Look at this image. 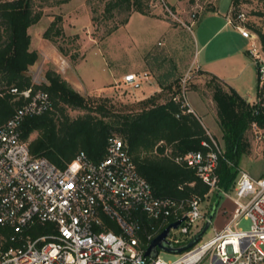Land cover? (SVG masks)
I'll return each instance as SVG.
<instances>
[{
	"label": "built area",
	"instance_id": "1",
	"mask_svg": "<svg viewBox=\"0 0 264 264\" xmlns=\"http://www.w3.org/2000/svg\"><path fill=\"white\" fill-rule=\"evenodd\" d=\"M162 2L168 16L189 29L201 8L199 0H193L189 21L183 22ZM235 17L243 21L245 13L239 11ZM236 28L249 40L247 51L263 86L264 53L248 28L240 23ZM143 79L147 74L127 73L122 83L134 85ZM10 92L24 101L0 125V264H198L203 259L208 264H264V175L254 177L238 168L231 196L235 213L214 228L208 240L194 241L203 229L197 228L195 237L181 244L172 235L188 234L203 217L200 196L156 195L116 134L108 137L105 154L98 161L78 151L61 168L45 156L31 154L21 138V122L25 116L50 109L52 101L43 90L10 88ZM185 93L182 86L176 98L189 109ZM254 111L258 113L257 108ZM249 132L264 154V124L252 120ZM210 139L201 141L204 150H190L176 160L195 169L209 191L221 190L217 169L223 151ZM241 217L251 221L248 230L237 227ZM178 219L181 222L165 236L166 248L155 247L145 255L151 241ZM207 223H211L209 217ZM160 250L179 255L165 260Z\"/></svg>",
	"mask_w": 264,
	"mask_h": 264
},
{
	"label": "trees",
	"instance_id": "2",
	"mask_svg": "<svg viewBox=\"0 0 264 264\" xmlns=\"http://www.w3.org/2000/svg\"><path fill=\"white\" fill-rule=\"evenodd\" d=\"M65 1L68 0H60ZM237 1L233 0V5ZM114 9L145 15L148 4L147 0H108L105 11L111 13ZM232 11L235 14L236 7L233 6ZM39 18L40 12L34 11L31 0H0V125L24 101L22 96L11 93L10 88L30 89L31 93L46 91L52 107L41 114L25 116L20 125L21 138L27 141L31 154L45 156L61 168L78 151L98 161L105 154L108 137L116 134L125 142L138 173L149 182L156 195L175 199L194 195L203 198L209 191L208 186L200 180L195 169L176 158L190 150H204L201 141L210 142L211 139L198 118L176 98L179 93H171L162 102H155L158 94H154L142 100L143 107L135 112H115L102 102L95 104L79 94L55 69L45 70L48 83H34L27 71L38 59V53L29 49L28 28ZM125 22L127 18L122 20ZM61 34L55 19L42 36L55 44L62 55L68 56L64 47L56 44V37ZM260 36L264 51V36L261 33ZM69 58L75 60L76 55ZM207 83L212 88L217 123L225 146L224 158H220L217 169L218 183L227 187V181L237 175L234 166L238 157L246 150L244 134L250 122L257 120L264 124V103L248 104L214 75H210ZM160 87L171 89L162 82ZM261 94V89H257V95ZM67 108L85 112L71 118ZM34 132L35 136L31 137ZM226 160H232L234 166H229Z\"/></svg>",
	"mask_w": 264,
	"mask_h": 264
},
{
	"label": "rangeland",
	"instance_id": "3",
	"mask_svg": "<svg viewBox=\"0 0 264 264\" xmlns=\"http://www.w3.org/2000/svg\"><path fill=\"white\" fill-rule=\"evenodd\" d=\"M107 1L31 0L34 11L40 12L39 20L28 28L31 36L29 49H34L38 53V59L27 71L34 83H48L44 72L48 68L55 69L79 94L95 104L102 102L115 112H135L143 107L134 85H126L121 79H117L126 70L146 74L143 72V69H146L147 75H152L153 80L166 79L164 85H170L171 89L167 87L161 89L155 96V102L164 101L173 92L179 93L182 86L186 91L197 88L196 91L208 97L212 96V88L207 83L210 77L204 76L197 69L187 70L186 64L183 65L184 61L194 63L197 59L201 37L205 36L206 30L201 32L200 25L196 23H192L189 29L169 17L162 0H147L148 13L145 15L124 9H114L108 13L105 11ZM218 1L221 12H225L231 3V0ZM233 6L236 7V13L239 11L245 13V20H237L236 13L232 11V22L248 28L255 35V41L264 53L260 36V33L264 36V0H238ZM125 18L127 22L122 23ZM218 18L223 20L221 15H218ZM55 19L57 26L62 30V34L56 37V44L64 47L68 56L62 55L55 44L42 36ZM181 20L186 22L182 18ZM206 24L208 25L207 18ZM228 30V28L221 30L213 37L211 46L216 44V52L224 50V46L217 44L227 40ZM247 42L249 43L248 40ZM72 54L76 55L75 60L69 58ZM250 57L254 59L252 55ZM251 67L253 74L257 76V67L252 64ZM168 73L172 74L169 79L164 76ZM256 76L253 75L252 78L253 83L256 79L253 84L254 92L257 90ZM198 78L205 80L199 82ZM207 103L210 108L212 102L208 99ZM212 109L209 110V118H203V122L207 123L209 135L225 152L222 132L217 126L214 107ZM66 112L69 117L75 118L85 110L67 108ZM35 134L34 132L31 137ZM247 134L245 133V140H248ZM228 165L233 167V161L231 160ZM234 167H237V173L239 168L254 176H263L264 154L249 142ZM231 171L233 172L232 169ZM236 177L227 181V187L220 186L221 190L213 189L202 198L200 206L203 217L191 226L188 234L176 233L172 236L181 240V244L188 243L195 237L196 229H202L207 224V218L211 217V223L207 224L198 242L211 238L214 235V228L221 227L236 211L231 198L234 195ZM248 198H242L241 201L246 202ZM250 225L249 219L241 217L237 227L248 230ZM159 255L165 260H172L179 253L160 250ZM198 264H208L207 259Z\"/></svg>",
	"mask_w": 264,
	"mask_h": 264
},
{
	"label": "crops",
	"instance_id": "4",
	"mask_svg": "<svg viewBox=\"0 0 264 264\" xmlns=\"http://www.w3.org/2000/svg\"><path fill=\"white\" fill-rule=\"evenodd\" d=\"M171 1L172 2H170L169 0H165V3L172 9L175 15L178 16V18L180 19L181 18L184 19L186 22L189 21V11H190L189 6L193 0H171ZM217 1L218 0H199L201 4V8L199 9L197 17L193 21V23L198 24V26L200 25L199 28L201 32L204 30H206V32H205V36L201 37V45L197 50L198 57L195 60V62L193 63V61H189L185 63L184 61L183 65L186 64L187 70L188 69L199 70L204 76H209V77L210 75L216 76L227 87H232L250 105L257 103L259 101L264 103V85L260 86L259 84L258 72H257V76L256 74H253V69L251 67V64L255 66L256 64L247 53L248 52L247 48L249 47V43L247 42L248 39L241 36L240 32L236 28V24L233 23L231 20L233 0H231V3L228 5V8L225 12L220 11L219 1L218 3H214ZM187 8H189V10H187ZM218 15L222 16L223 19L222 21L220 18H218ZM206 18L208 25L207 24L205 25ZM226 28L229 29L227 34L228 35L227 40L222 41L223 43L221 42L217 44L224 46L225 48L224 50H222V52H216L217 46L216 44L211 46V41L218 32H220L221 30H225ZM55 63L56 62H53V64ZM244 69L245 70L248 69L247 72H245ZM143 72H146L147 74L148 70L143 69ZM127 73H135V72L132 70H126L125 72H122L117 79L122 80V77ZM253 75L257 77V89L260 88L262 91L260 97L257 95V90L255 92L253 91V87H254L253 84H255L256 81V79H254V83H253L252 81ZM164 76H166L169 79L170 77H172V74L168 73L167 75ZM147 79L148 80L143 79L137 84H134V88L138 94V99L140 100H144L150 97L151 95L159 93L161 91L160 83L162 82L164 84L166 80V79H162L159 81H155L152 79V75H147ZM201 79L202 78H198L197 81L204 82L205 79L202 80ZM196 89L197 88H192L189 91L187 90L185 93L189 107L188 111L192 112L198 118L202 127L206 130L207 134H209L206 125L207 123L203 122V118H209L210 115L209 110H213L212 109L213 107H214V113L216 114V105L212 99V96L208 97L204 93H201L200 91L199 92L196 91ZM188 92H190V94H188ZM208 99L212 102L210 108H208V103H207ZM245 133L246 134L248 133L247 134L248 140H245V142L247 143L252 142V144L254 145L250 136L249 128L246 130ZM209 218L211 219V217Z\"/></svg>",
	"mask_w": 264,
	"mask_h": 264
},
{
	"label": "water",
	"instance_id": "5",
	"mask_svg": "<svg viewBox=\"0 0 264 264\" xmlns=\"http://www.w3.org/2000/svg\"><path fill=\"white\" fill-rule=\"evenodd\" d=\"M182 219H178L174 222H171L170 224H168L152 241L151 243L149 244V246L147 247L146 251H145V255H150L153 253V250L155 247H160V248H166L164 246V241H165V236L167 235L168 233V230L170 228H175L180 222H181ZM207 227V224L203 227L201 233L206 229ZM201 233L197 236V238L194 240V241H197L198 238L200 237ZM193 243V242H192ZM191 243V244H192ZM191 244H188L187 246H184V247H181L179 248L177 251L180 252L186 248H188Z\"/></svg>",
	"mask_w": 264,
	"mask_h": 264
}]
</instances>
